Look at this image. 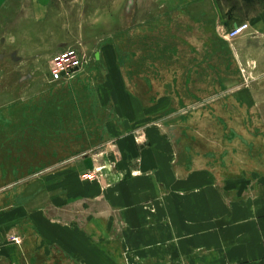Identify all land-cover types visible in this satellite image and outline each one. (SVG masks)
Wrapping results in <instances>:
<instances>
[{"label": "rangeland", "instance_id": "374dc122", "mask_svg": "<svg viewBox=\"0 0 264 264\" xmlns=\"http://www.w3.org/2000/svg\"><path fill=\"white\" fill-rule=\"evenodd\" d=\"M32 3L6 0L0 10V230L24 210L51 213L52 187L71 164H97L81 181L108 175L119 91L142 101L144 122L182 155L220 160L231 196L264 194V0H45L39 11ZM245 21L247 33L227 37ZM66 49L81 55L82 70L49 82ZM20 231L10 227L4 243L20 244ZM34 250L23 264L75 263L59 247Z\"/></svg>", "mask_w": 264, "mask_h": 264}, {"label": "crops", "instance_id": "0c3cea01", "mask_svg": "<svg viewBox=\"0 0 264 264\" xmlns=\"http://www.w3.org/2000/svg\"><path fill=\"white\" fill-rule=\"evenodd\" d=\"M44 1L28 0L31 11ZM128 94H118L122 120L107 151L108 175L81 181L97 165L83 158L54 183L51 213L40 205L19 221L6 217L0 264L28 262L35 242L59 247L74 264H264V194L231 196L220 160L182 155L157 124L144 122L142 101ZM16 225L21 243L5 244Z\"/></svg>", "mask_w": 264, "mask_h": 264}, {"label": "built area", "instance_id": "2783aa9c", "mask_svg": "<svg viewBox=\"0 0 264 264\" xmlns=\"http://www.w3.org/2000/svg\"><path fill=\"white\" fill-rule=\"evenodd\" d=\"M249 30V23L241 22L228 31L227 37L235 38L247 33ZM80 56L74 49H66L57 53L52 59L49 81L52 83H63L72 80L83 68V59ZM87 173V176L95 177L90 171Z\"/></svg>", "mask_w": 264, "mask_h": 264}]
</instances>
